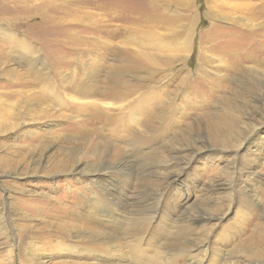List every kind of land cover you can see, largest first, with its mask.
<instances>
[{"label": "rangeland", "instance_id": "374dc122", "mask_svg": "<svg viewBox=\"0 0 264 264\" xmlns=\"http://www.w3.org/2000/svg\"><path fill=\"white\" fill-rule=\"evenodd\" d=\"M160 258L264 264V0H0V264Z\"/></svg>", "mask_w": 264, "mask_h": 264}, {"label": "bare ground", "instance_id": "6f19581e", "mask_svg": "<svg viewBox=\"0 0 264 264\" xmlns=\"http://www.w3.org/2000/svg\"><path fill=\"white\" fill-rule=\"evenodd\" d=\"M158 127V126H157ZM122 165H120L119 164V166L121 167V169H123V170H125V171H131V172H133L135 169H134V164H130V162H125V163H121ZM178 164H179V162H178ZM119 171H121V170H119ZM172 173H175V172H171L170 174H169V176L168 177H173V176H176V174H174V175H172ZM131 174V173H130ZM178 175V174H177ZM235 176V175H234ZM169 183H171V181L169 180ZM226 186V187H225ZM221 188H226V189H230L231 190V192L233 193L234 191H233V189H234V184H232V182H230L229 184H224V183H221V186H220V189ZM225 189V190H226ZM219 190V189H218ZM231 193V194H232ZM106 195L107 194H104V195H102V196H99L98 194H97V197H98V199L97 200H95L94 202H93V205H92V212L90 213V209H91V207H87V211L85 212H83V208H82V210L81 211H78V214L80 215V217L81 218H83L84 219V222H82V224H83V229H80V232L81 233H86V231H87V234H88V231L89 230H91L90 231V234L89 235H86V236H82L80 239H79V245L81 246V248H85L86 249V251H87V246H88V244H89V242H93V244L94 243H96L97 241H99V243L101 242L100 241V236H101V234L105 231V229H107V226L105 225V220H103L102 221V219L98 216V215H95L94 213H96L98 210H96L98 207H96V201H97V204H99L100 206H103L104 208L102 209V211H101V214H102V216L101 217H107V216H113L114 214H115V210L113 209V210H110V211H107V205L105 204V203H98V201L99 200H101V199H103V198H106ZM114 198L113 199H116L119 203H125V201H127V199L125 200V201H122L121 199V196L120 195H116L115 193H114ZM142 196V195H141ZM141 196H137L136 197V202H138V204L137 205H139L140 206V209L142 210H144V209H146L148 206H149V203H147V201L143 198V197H141ZM148 197V196H147ZM233 198H234V196H233ZM134 200V199H133ZM152 200V199H151ZM117 203V202H116ZM115 203V204H116ZM82 207V206H81ZM98 214V213H97ZM154 215V214H153ZM191 218H189V220L187 219V220H184L183 221V226H182V230H181V232H180V235H179V238L178 239H180V240H186L187 238H188V235L189 234H192V232L193 231H198L196 228H194V227H198L199 226V224H201V223H204V222H206V221H209V220H215V219H217V217H215L214 215H212V214H193L192 216H190ZM88 219L89 220H91V222L92 221H94V227H93V229L90 227L91 226V223L88 221ZM104 219V218H103ZM222 219H223V217H222ZM205 224V223H204ZM142 225V222L138 219V218H134V220H133V224H132V227H131V229H139L140 228V226ZM197 225V226H196ZM201 226V225H200ZM113 240L114 239H117V238H119V236L118 235H113ZM106 239H110L109 237H106ZM179 241V240H178ZM178 241H176V242H174L172 245H171V249H179V247H178ZM105 247H107V246H105ZM92 253V254H95V253H97L98 252V248H96V249H94V250H89V253ZM14 256V255H13ZM173 256H175V255H173ZM153 258L154 257H151L150 259H152L153 260ZM156 258V257H155ZM14 260V259H13ZM163 262H165V263H167V261H166V259H163V258H160V260L159 261H157L156 262V264H161V263H163ZM168 262H170L171 263V261L170 260H168ZM12 264V263H11Z\"/></svg>", "mask_w": 264, "mask_h": 264}]
</instances>
